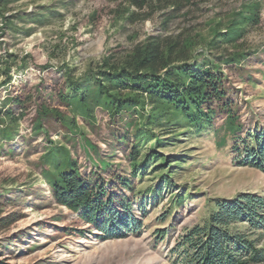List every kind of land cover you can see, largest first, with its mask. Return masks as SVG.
<instances>
[{"label": "trees", "instance_id": "trees-1", "mask_svg": "<svg viewBox=\"0 0 264 264\" xmlns=\"http://www.w3.org/2000/svg\"><path fill=\"white\" fill-rule=\"evenodd\" d=\"M17 1L0 0V36L8 29L31 32L15 20L26 22L31 15L6 14ZM110 1L113 25L146 21L160 12L163 31L198 4L197 0ZM263 8L262 0H242L238 7L209 17L204 29L185 25L176 33L149 34L130 51L110 50L79 73L66 60L53 69L50 62L41 65L33 52L0 53L4 76L0 85H10L0 101V157L16 158L27 165L24 168H34L46 185L30 183L25 189L1 185L26 184L24 168L0 178V230H4L0 264H10L17 247V256L30 255L39 242L25 247L22 243L42 234L46 225H55L47 220L19 226L28 217L27 206L67 208V215L77 214L76 223L89 225L99 238L121 239L140 233L142 218L134 203L141 201L138 210L145 212L148 195L166 192L171 202L157 220L164 223L175 205L191 198V190L184 191L186 185L179 186L176 179L191 153L164 152L165 147L175 148L181 136L224 130L218 144L231 139L239 161L264 172V128L257 123L245 130L237 113L248 101L243 91L249 96L264 87V46H249L245 39L251 28L260 26ZM97 14L102 13L93 12L91 18ZM60 36L52 51L64 50V33ZM256 60L260 65H251ZM32 65L43 72L38 81L10 84L14 67L24 71ZM238 82L245 88H236ZM221 118L222 124L215 127ZM137 178L150 184L138 190ZM207 204V215L178 235L170 249L172 264L264 263V191L213 196ZM70 221L61 231L55 225V236L83 233ZM167 235V229L157 228L155 245Z\"/></svg>", "mask_w": 264, "mask_h": 264}, {"label": "rangeland", "instance_id": "rangeland-1", "mask_svg": "<svg viewBox=\"0 0 264 264\" xmlns=\"http://www.w3.org/2000/svg\"><path fill=\"white\" fill-rule=\"evenodd\" d=\"M264 2V0H262ZM242 0H197V5L190 7L187 16L178 15L169 22L167 30H161L160 12L155 13L146 21H126L113 25L111 14L108 11L110 0H20L11 5L6 13L19 16L31 15L26 22H20L15 18L17 24L23 30L31 29L26 34L23 31L15 33L6 30L0 36V53L14 52L19 55L33 52L41 65L50 62L53 69H56L63 60L75 66L77 73L86 69L90 62H95L104 53L114 50L115 52L130 51L135 44L142 41L147 35L155 33H176L185 25L195 26L197 29H204V22L213 15L223 14L241 4ZM104 11H100L103 9ZM93 12H100L96 17L91 18ZM183 12V11H181ZM264 17V8H263ZM31 18V19H30ZM32 18H42V21H35ZM2 19L0 18V26ZM64 33V50L54 51L55 45ZM75 38V40H72ZM246 44L254 47L264 46V18L258 27H253L247 33ZM56 52L55 56L51 53ZM254 61L251 65L257 64ZM41 69L30 66L27 69L11 70L12 84L20 81L36 82L42 75ZM4 79L0 75V83ZM245 83L238 82L236 88ZM9 86L0 85V101L7 95ZM253 93V95H251ZM246 96L250 103L242 104L238 110L240 121L244 122L245 130H252L257 123L264 128V87L252 90ZM222 118L216 120L215 127L222 124ZM246 132L243 136L246 138ZM224 130L216 133L213 128L201 134H188L181 136L177 146L164 148V152L189 150L191 157L185 163L184 170L177 176L179 186L186 185L190 189L191 198L182 206L175 205L173 213L166 218L164 223L157 222L166 207L170 205L171 197L166 192L161 196L148 195L145 201V212L139 211L141 201L134 203L136 214L142 218L140 233H128L121 239L103 240L98 237L95 230L85 223H76V215L68 214L67 208L59 210L51 208H36L27 206L28 217L23 219L19 226L39 221L55 223L59 231L64 229L65 224L73 220L75 227L83 228V233L72 235L54 234L55 225H46L44 232L32 241L22 243L25 247L29 242L38 241L39 246L30 255L17 256L19 249L16 248L13 257L9 259L10 264H172L173 255L170 249L174 246L178 235L183 227L194 225L200 222L207 215V199L213 196L231 198L241 191H250L262 194L264 191V172L254 167L241 163L239 153L233 152L232 141L227 139L222 146L218 144ZM174 148V149H172ZM23 151V150H22ZM10 158V157H9ZM0 157V178L11 175L18 170L27 167L24 162H16L18 159ZM20 160V159H19ZM123 162V161H122ZM11 163V164H10ZM125 162H123L124 164ZM10 164V165H9ZM8 165L7 168H4ZM126 165V163L124 164ZM19 166L20 168H13ZM28 172L26 184L3 183L4 188H23L30 183L46 186L39 173L34 168H24ZM150 183L146 178L135 179L138 190H144ZM49 194V191L46 192ZM152 199L150 201V198ZM147 198V197H146ZM149 200V201H148ZM173 206V205H172ZM55 213H58L55 215ZM54 214V215H53ZM67 215V216H66ZM157 228H165L168 235L159 244L154 243V232ZM4 230H0V236ZM264 243V239L262 240ZM264 264V263H262Z\"/></svg>", "mask_w": 264, "mask_h": 264}]
</instances>
